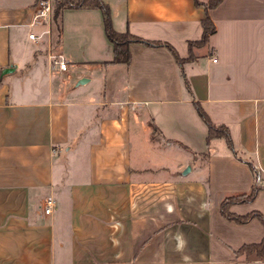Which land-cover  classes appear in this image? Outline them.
<instances>
[{
    "label": "crops",
    "instance_id": "1",
    "mask_svg": "<svg viewBox=\"0 0 264 264\" xmlns=\"http://www.w3.org/2000/svg\"><path fill=\"white\" fill-rule=\"evenodd\" d=\"M103 1L115 30L183 62L132 43L115 63L103 12L67 8L62 71L37 0H0V264H264L243 250L262 222L221 212L256 187L230 212L264 215V0ZM207 15L216 30L191 47Z\"/></svg>",
    "mask_w": 264,
    "mask_h": 264
},
{
    "label": "trees",
    "instance_id": "2",
    "mask_svg": "<svg viewBox=\"0 0 264 264\" xmlns=\"http://www.w3.org/2000/svg\"><path fill=\"white\" fill-rule=\"evenodd\" d=\"M223 0H209L206 4L207 10L215 8ZM200 5L199 1H196ZM67 8H98L103 12L105 30L109 40L114 46V59L113 62L118 63H129L131 61L130 44L139 43L148 47H167L175 56L176 60L181 63L183 59L179 56L177 50L167 42L161 41H151L139 36L133 35L129 32H118L113 27L112 17L110 7L103 0H56V8L54 12V20L57 25L58 37L60 38L62 25H61V15L63 10ZM202 25L204 29L203 37L198 42H190V46L202 45L208 42L209 37L215 32V24L209 15L202 20ZM192 59V56L189 57ZM197 111L201 118L205 121L209 129V139L216 136H224L227 138L228 143L232 146L231 138L228 131L224 127L216 126L210 119L207 111L201 106V104L196 103ZM258 188L254 187L250 193L240 194L236 196L227 197L221 204V212L224 217L229 220L235 221L239 224L248 223L251 219L257 218L264 225V215L259 211L251 212L247 215H238L230 212V206L234 203H247L251 202L256 198ZM247 252H258L261 256H264V240L260 244L247 245L243 248Z\"/></svg>",
    "mask_w": 264,
    "mask_h": 264
},
{
    "label": "built area",
    "instance_id": "3",
    "mask_svg": "<svg viewBox=\"0 0 264 264\" xmlns=\"http://www.w3.org/2000/svg\"><path fill=\"white\" fill-rule=\"evenodd\" d=\"M36 10L34 16V23L46 24L48 29L44 31L46 34H50V24L53 18V0H37ZM30 38L38 40L40 36H37L35 33L30 34ZM213 61H217L216 58H213ZM53 63L62 71H67L69 68L68 61L64 58L63 55L59 54L58 56L53 57ZM260 181V180H259ZM264 185V181L262 183ZM57 205V201L54 197L48 196L44 202V212L46 214H51Z\"/></svg>",
    "mask_w": 264,
    "mask_h": 264
},
{
    "label": "rangeland",
    "instance_id": "4",
    "mask_svg": "<svg viewBox=\"0 0 264 264\" xmlns=\"http://www.w3.org/2000/svg\"><path fill=\"white\" fill-rule=\"evenodd\" d=\"M55 8H56V0H53V18H52V21H51V24H50V30H51V32L50 33H52L51 35L53 36L52 38H53V43H52V51L55 53L54 55H53V57L54 56H58L59 55V49L57 48L58 47V39H59V37H58V31H57V25H56V23H55V20H54V12H55ZM46 29H48V25H47V27L45 28V30ZM36 32H37V28L36 29H34ZM33 43H31L34 47H37L38 46V44L37 43H35V41H32ZM93 83H91L90 85H92ZM108 97L107 98H110L111 96V94H110V92H108ZM105 97V94H102V98H104ZM173 158H176V159H174V160H171L170 161V163H171V166L172 165H175L176 164V161L175 160H177V157L175 156V157H173ZM170 163H168V164H170ZM169 168H171V167H169ZM164 171H160V173H163ZM171 172V170L170 171H168V172H166V174L168 173H170ZM160 173H158V174H160Z\"/></svg>",
    "mask_w": 264,
    "mask_h": 264
},
{
    "label": "water",
    "instance_id": "5",
    "mask_svg": "<svg viewBox=\"0 0 264 264\" xmlns=\"http://www.w3.org/2000/svg\"><path fill=\"white\" fill-rule=\"evenodd\" d=\"M190 168H187V172L189 171Z\"/></svg>",
    "mask_w": 264,
    "mask_h": 264
},
{
    "label": "clouds",
    "instance_id": "6",
    "mask_svg": "<svg viewBox=\"0 0 264 264\" xmlns=\"http://www.w3.org/2000/svg\"><path fill=\"white\" fill-rule=\"evenodd\" d=\"M178 250H181V249H178ZM185 259H187V257H185Z\"/></svg>",
    "mask_w": 264,
    "mask_h": 264
}]
</instances>
